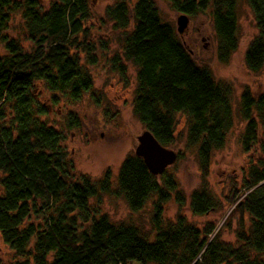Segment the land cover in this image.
I'll return each instance as SVG.
<instances>
[{"label":"trees","instance_id":"trees-1","mask_svg":"<svg viewBox=\"0 0 264 264\" xmlns=\"http://www.w3.org/2000/svg\"><path fill=\"white\" fill-rule=\"evenodd\" d=\"M0 0V39L7 55L0 57V235L14 253L13 264H264V89L254 95L246 87L238 114L245 121L241 145L246 154L259 149L263 158L251 162L244 193L234 191L229 201L239 214L233 246L217 236L213 222L199 229L184 215L168 228L160 221L164 206L176 192L185 196L166 172L153 175L142 157L127 155L118 173V192L131 211L141 210L152 194L157 234L147 240L133 225L115 224L90 198L111 191V171L98 184L88 176L76 178L73 161L64 146L66 134L41 119L49 107L40 102V85L79 101L93 86L83 64L96 65V45L90 41L89 0ZM180 14L196 16L211 10L218 39V61L227 63L238 48V0H165ZM255 17L257 36L245 51L252 72L264 67V0H246ZM21 11L31 50L4 32L10 15ZM124 58L137 67L134 113L165 147L175 143L177 113L187 118V142L196 147L200 173L207 178L214 150L226 143L234 126L232 86L221 85L211 69L200 66L174 27L162 20L154 0H136L130 9L121 0L106 8L114 28L125 30ZM105 47V46H104ZM112 65L122 77L127 68L117 55ZM53 102L58 97H52ZM79 117L69 112L66 127L79 128ZM182 157L181 151L177 152ZM190 210L205 215L222 204L205 188L190 196ZM45 224L31 222L46 215Z\"/></svg>","mask_w":264,"mask_h":264},{"label":"rangeland","instance_id":"rangeland-1","mask_svg":"<svg viewBox=\"0 0 264 264\" xmlns=\"http://www.w3.org/2000/svg\"><path fill=\"white\" fill-rule=\"evenodd\" d=\"M119 1L121 0H89L92 18L86 22V26L91 29L90 41L96 45L98 63L87 65L83 60V64L93 77V88L79 101H71L64 94L51 92L43 85H40L37 94L40 102L49 107V114L42 116L41 119L66 134L64 146L73 161L76 178L80 180V176L85 175L98 184L106 172L111 171V191L101 193L99 198H90V205L98 207L99 212L106 214L115 224L137 227L140 233L152 242L157 234L154 223L156 194L150 196L141 210L133 212L125 197L118 192V173L121 163L127 155L135 153L138 136L145 131L144 125L134 113L137 67L131 61H127L123 54L125 36L133 30V14L130 13V25L125 30L114 28V23L106 16V8ZM124 1L129 4L130 9L136 2V0ZM154 2L162 20L174 27L179 40L187 47L193 59L200 66L211 69L221 85L232 86L231 100L234 108V126L227 134L224 147L214 150L207 178L201 176L196 147L187 142V118L183 113L176 114V140L168 148L175 152L181 151L183 156L178 157L164 173L171 174L175 178L178 191L185 196L186 203L180 207L175 200L176 192H173L171 200L164 206L160 225L164 229L168 228L180 215H184L189 223L199 229L213 222L216 228L210 237H214L218 232L219 239L237 247L241 244L236 234L240 228L239 214L234 212L235 205L231 204L229 198L234 191H239L241 195L244 193L251 162L263 158L259 149L248 154L244 152L241 137L245 121L238 114L240 96L246 87L250 88L254 95H259L264 89V67L258 72H252L245 63V51L258 34L254 13L246 0H238L236 7L238 48L227 63H222L218 61L216 55L218 39L211 10L193 17L189 16L188 28L181 34L177 31V19L180 13L165 0H154ZM50 3L51 0H44L43 6L48 8ZM4 34L20 42L26 50H31L32 43L28 39L21 11L11 13ZM5 55L7 51L0 39V57ZM117 55L127 68L125 77L113 68L111 60ZM54 96L58 97L56 102H53ZM69 112L79 117L81 121L79 128L69 130L66 127ZM161 175L157 177L160 178ZM204 188L220 201L222 207L202 216L194 215L190 210V196L193 191ZM48 214L50 212L46 215L34 216L31 222L43 225ZM258 256L264 259L263 254ZM14 261H16L14 253L0 235V264H13ZM31 264H34L33 261Z\"/></svg>","mask_w":264,"mask_h":264},{"label":"water","instance_id":"water-1","mask_svg":"<svg viewBox=\"0 0 264 264\" xmlns=\"http://www.w3.org/2000/svg\"><path fill=\"white\" fill-rule=\"evenodd\" d=\"M189 21L187 14H180L177 19V31L183 34L188 28ZM135 154L143 158L149 171L155 176L164 173L178 158L177 152L160 144L150 130H145L138 136Z\"/></svg>","mask_w":264,"mask_h":264}]
</instances>
